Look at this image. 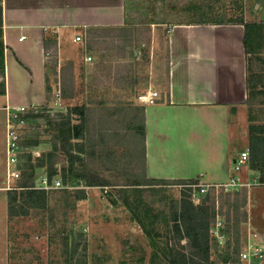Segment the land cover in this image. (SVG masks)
Here are the masks:
<instances>
[{"label":"crops","instance_id":"crops-1","mask_svg":"<svg viewBox=\"0 0 264 264\" xmlns=\"http://www.w3.org/2000/svg\"><path fill=\"white\" fill-rule=\"evenodd\" d=\"M0 17V264L8 254L5 106L44 103L50 59L57 61L52 77L64 99L83 100L73 109L95 144L104 145L117 129L139 135L143 181L214 184L235 175L240 190L246 188L247 212L261 206L264 220V200L252 191L264 188V175L250 158L232 170L249 148L255 124L249 106L264 89L263 53L253 33L247 51L246 22L173 24L164 57L130 61L126 50L137 31L127 22L126 0H0ZM76 36L83 39L75 42ZM149 88L159 98L139 103ZM241 227L240 251L258 244L255 236L264 242V227L251 216Z\"/></svg>","mask_w":264,"mask_h":264},{"label":"rangeland","instance_id":"rangeland-1","mask_svg":"<svg viewBox=\"0 0 264 264\" xmlns=\"http://www.w3.org/2000/svg\"><path fill=\"white\" fill-rule=\"evenodd\" d=\"M126 11L127 22L137 31L126 50L127 58L159 61L173 24L262 22L264 0H126ZM255 40L264 59V38L256 35ZM47 64L51 92L38 106V113L24 115L28 119H24L27 124L21 129L19 143L20 178L10 182L11 189L19 181L26 182L36 193L24 192V198L18 197L12 205L14 214L6 228L8 254L2 264H162L167 240L174 235L172 213L182 196L178 184L143 181L140 138L131 131L113 130L104 145L95 144L91 129L81 128V117L73 109L83 100L78 94L65 99L61 94L57 101L51 72L57 61L50 59ZM257 93L249 106V118L255 123V132L264 136V89ZM62 138H68L67 152L60 144L57 150L53 148L55 140ZM51 161L57 174L49 178ZM44 173L49 183L60 180V186L42 190ZM93 176L112 185L91 186L85 177ZM252 191L264 200V188ZM226 195L214 193L215 219L222 220L223 228L220 240L210 237V264H248L236 255L243 229L240 223L238 234L235 232L237 197L235 192L228 194V202ZM245 206L238 210V217L243 220L245 215L247 222L249 215L264 227L259 216L262 207L249 205L248 213ZM254 238L259 244L258 237ZM255 264H264V256Z\"/></svg>","mask_w":264,"mask_h":264},{"label":"trees","instance_id":"trees-1","mask_svg":"<svg viewBox=\"0 0 264 264\" xmlns=\"http://www.w3.org/2000/svg\"><path fill=\"white\" fill-rule=\"evenodd\" d=\"M1 20V17H0ZM242 22V21H240ZM245 47L248 51V40L253 33L254 37L259 35L261 38H264V24L256 23H245ZM45 40V48L47 47ZM56 45V41L53 42ZM248 53V52H247ZM55 64L52 66V74L55 73ZM45 90L46 93H50V84L49 78L45 79ZM258 94V93H256ZM57 129V127H55ZM60 130L63 132V127H60ZM255 126L250 127V166L262 172L264 175V136L261 133L255 132ZM60 144L62 151L67 152L68 138H62L60 140H55L53 148L57 150V146ZM71 165L73 160L71 159ZM49 168V178L52 175L57 174V169L54 167V163L50 162ZM87 183L91 186L93 185H112L109 181H105L102 177L93 176L85 177ZM261 180H264L262 178ZM160 183H173V184H182V183H195L197 180L191 181H157ZM20 191V192H19ZM24 192H27L29 195L36 193V190L33 189L32 185H28L26 182L19 181L15 189L8 191L7 196V215L10 219L14 212L12 205L16 202L17 198H24ZM221 192V191H220ZM222 193V192H221ZM227 194V201L229 202L230 196ZM236 194V203L235 205V232L238 234V226L241 221L246 220V216L243 215V220L238 217V210L243 208L246 204V188L235 192ZM215 203L216 199L213 191H209L204 198L198 202L190 200L185 194L180 197V202L178 209L174 210L172 213V229L173 237L171 240H167L166 251L164 253V262L162 264H210V227L215 221ZM183 228V229H182ZM197 235L198 237H192L191 234ZM213 238V237H212ZM184 242V243H183ZM238 249L236 255L238 256ZM228 255V253H227Z\"/></svg>","mask_w":264,"mask_h":264},{"label":"built area","instance_id":"built-area-1","mask_svg":"<svg viewBox=\"0 0 264 264\" xmlns=\"http://www.w3.org/2000/svg\"><path fill=\"white\" fill-rule=\"evenodd\" d=\"M83 39L81 36H76L74 41L80 42ZM52 53H48L50 56ZM85 62H91L92 57L87 53L84 56ZM54 98L57 101L61 99V92L59 87L54 91ZM159 93L151 88L147 90L144 95H140L137 97V101L139 103H143L146 105L155 104L156 100L159 98ZM30 113L36 114L38 113L37 105L30 106H5V154H6V181L7 185L5 187L6 190H10L11 187L9 185L10 180H17L20 178L21 171V147L19 145L21 139V129L27 124L28 117L24 115H28ZM23 115L25 118L21 117ZM250 158V149L247 147L244 151L239 154V157L235 164L232 167V170L237 173L243 165L249 162ZM41 189L48 190L49 188H57L60 186L61 182L58 179H53L52 181H48L46 173L42 176L41 180ZM251 184H247L246 187H249ZM264 185V184H263ZM241 183L239 178L235 175H232L226 182L224 183H202L197 180V182L193 183H182L178 184L176 187L180 195L185 194L190 200L194 202H198L202 198L206 196L209 191H213L215 194L218 192L224 193H232L238 192L241 188ZM222 220L219 217H216L213 225L210 227V234L216 240H220L222 238L221 230L223 228ZM264 242L260 241L259 244H247L246 249L244 251H240L239 256L241 261H246L248 264L257 263L258 259L264 256Z\"/></svg>","mask_w":264,"mask_h":264}]
</instances>
